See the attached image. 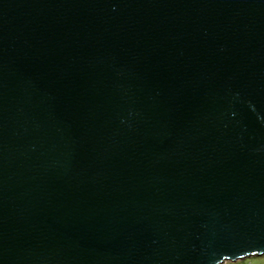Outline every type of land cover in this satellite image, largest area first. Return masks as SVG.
<instances>
[{
  "label": "water",
  "instance_id": "water-1",
  "mask_svg": "<svg viewBox=\"0 0 264 264\" xmlns=\"http://www.w3.org/2000/svg\"><path fill=\"white\" fill-rule=\"evenodd\" d=\"M264 255V0H0V264Z\"/></svg>",
  "mask_w": 264,
  "mask_h": 264
},
{
  "label": "rangeland",
  "instance_id": "rangeland-1",
  "mask_svg": "<svg viewBox=\"0 0 264 264\" xmlns=\"http://www.w3.org/2000/svg\"><path fill=\"white\" fill-rule=\"evenodd\" d=\"M224 264H264V255L263 256H254L245 260H240L237 262H226Z\"/></svg>",
  "mask_w": 264,
  "mask_h": 264
}]
</instances>
